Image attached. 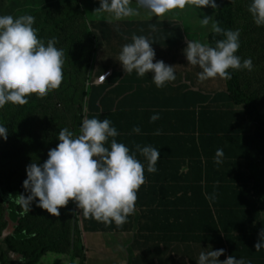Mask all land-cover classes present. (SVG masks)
I'll list each match as a JSON object with an SVG mask.
<instances>
[{
  "label": "trees",
  "instance_id": "obj_1",
  "mask_svg": "<svg viewBox=\"0 0 264 264\" xmlns=\"http://www.w3.org/2000/svg\"><path fill=\"white\" fill-rule=\"evenodd\" d=\"M229 1L221 0V10L213 16L223 29H230L232 23V11L226 6ZM56 23L53 16L42 13L35 16L33 27L38 37L46 39L52 35ZM90 24L96 29V43L101 47L104 45L109 52L107 58L101 57L102 52L97 55L98 66L103 67L109 66L121 46L130 42L132 34L151 37L155 55H159L156 45L176 46L181 36V33L175 35L172 29H167L166 22L159 21L109 23L102 20ZM221 38L209 32L202 42L211 45ZM94 54V51L89 54L86 72L90 71L89 67L93 68ZM178 71L181 73L182 69ZM198 71L196 68L195 73ZM229 71L231 79L223 80L222 88L211 96H203L201 88H197L192 93L196 100L191 102L196 105L191 109L178 108L171 123L159 109L148 108L152 113L145 110L130 113L126 125L121 122L129 115L125 109L103 113L100 97L105 87L91 84L99 71L95 70L94 77L86 82V90L81 93L85 99L83 118H107L115 128H143L144 117L158 114L169 127L163 128L169 136L168 133L156 135L152 132L139 136L131 131L117 130L119 135L115 139L130 150L136 144H147L159 151L157 171L148 173L145 170V181L136 193L135 211L120 227L83 217L71 200L59 209V216H51L37 207L35 200L29 213L23 212L16 204L15 196L24 193L21 185L26 176L9 165L18 162L21 156L41 155L49 140L44 135L32 139L29 137L31 128L22 127L24 121L21 119L30 110L27 103L8 104L11 110L6 119L0 121L9 131L7 139L0 140V264H37L46 253L81 257L80 226L85 233L133 232L136 239L154 245H210L213 250L224 249L223 259L231 255L243 257L248 264H264V249L257 251L253 247L258 232L264 227V113L259 109V104L264 105V99L260 97L258 103L256 93L243 91L238 70ZM191 84L195 85L193 81ZM183 90L181 88L179 92ZM153 122L158 125V119ZM153 136L157 139L153 140ZM217 148L224 153L220 165L213 162ZM137 158L143 162L139 153ZM205 194L210 197L214 194L215 199L207 200ZM74 207L77 212L73 211Z\"/></svg>",
  "mask_w": 264,
  "mask_h": 264
},
{
  "label": "clouds",
  "instance_id": "obj_2",
  "mask_svg": "<svg viewBox=\"0 0 264 264\" xmlns=\"http://www.w3.org/2000/svg\"><path fill=\"white\" fill-rule=\"evenodd\" d=\"M98 2L99 7L93 11L107 13L109 23L136 16L141 9L150 17H159L174 8L182 9L186 4L198 9L217 7L215 0H135L136 7L131 6L133 0ZM247 12L256 26H264V0H248ZM34 20L28 14L0 15V108L6 104L24 105L31 95L44 97L62 82L64 50L55 46V37L46 42L38 37ZM210 21V31L222 38L211 45L187 39L182 50L187 66L199 69L198 80H228L231 79L229 70L251 71V58L241 60L236 54L240 47L239 29H223L209 15L199 18L201 26H208ZM152 43L149 36L132 34L130 42L121 46L116 61L124 73L135 72L137 77L151 73L152 83L162 88L175 80L176 65H167L162 60L154 62ZM157 119L158 114L149 117L150 122ZM8 132L0 123V140L7 139ZM131 133L140 134V127L134 126ZM154 134L158 135L159 130ZM118 135L109 119L95 116L84 118L78 133L74 134L67 127L60 128L56 135L58 143L47 151V158L42 163L34 160L25 166L26 178L21 186L27 195L17 194L16 204L24 213H29L35 200L37 207L51 216H59V209L71 200L83 217L105 225L122 226L135 211L136 193L145 181V170L148 173L157 171L159 151L147 144H136L130 150L115 139ZM137 153L143 162L137 158ZM223 157V150L217 148L214 164L220 165ZM205 199L214 200L215 195L205 194ZM253 247L257 251L264 249V227L258 232ZM223 253L222 248L213 250L210 245L206 246L201 248L195 264H248L243 257L231 255L218 260Z\"/></svg>",
  "mask_w": 264,
  "mask_h": 264
},
{
  "label": "rangeland",
  "instance_id": "obj_3",
  "mask_svg": "<svg viewBox=\"0 0 264 264\" xmlns=\"http://www.w3.org/2000/svg\"><path fill=\"white\" fill-rule=\"evenodd\" d=\"M215 2L217 5L215 9L207 6L198 9L191 4H186L182 9L174 8L159 17H150L147 12L141 9L133 18H140L142 21L166 22L169 25L167 29H172L175 35L181 33L178 42L182 37V44H186L187 39L202 42L205 36L211 32V21L208 26H201L199 18L202 15H209L214 20L213 16L221 10V0H215ZM247 4L248 0H230L226 6L230 8L233 14L230 29H239L240 31V47L236 54L241 57V60L251 58L253 64L251 71L238 70L239 81L243 91L247 94L254 92L259 96V103L260 97L264 99V26L258 27L253 23L247 12ZM131 6L136 7L135 0ZM98 7V0H0V15L10 14L15 17L34 13L35 18L37 14L48 13L53 16L57 22L56 27L52 35L44 40L46 42L47 39L55 37L57 41L55 46L62 48L65 53L62 66L63 78L60 86L48 92L44 97L29 96L27 106L30 110L24 113L21 119L24 121L23 128H31L29 137L40 139L44 135L48 138L49 145L41 155L39 153L37 156H21L18 162L9 165L10 168H17L18 173L25 175L26 165L34 160L37 163H42L47 158V151L54 148L58 143L56 135L60 128L67 127L74 134L78 133L79 124L85 115L83 110L85 99L82 98L81 93L86 90V82L94 77L95 69L99 65L97 61L99 52H102L101 57H108V50L106 52L104 45L101 47V44L96 43V29L90 24V22L97 24L99 21L109 20L107 13L93 11ZM112 50L111 48L110 53ZM92 51L95 53L93 68L89 67L90 71L86 72L85 64ZM83 54L84 58L82 57ZM112 55H115V52ZM183 57L184 54L181 53L180 61L183 62L184 67L186 69L188 67L193 68L190 71L195 73L196 67L187 66V61L182 60ZM213 82L221 83L219 89L224 85L222 79ZM166 85L170 86V82ZM210 88L211 85L206 87L207 90L211 91ZM259 109L264 113L263 104H259ZM10 110L8 104L0 108V121L6 119ZM49 118L50 122L48 121ZM85 234L86 237H90L89 233ZM97 235L106 241L104 245L105 254H110L113 250L125 254V244H120L113 239L116 233H99ZM127 236L131 238L133 234L128 233ZM117 239L123 241V238ZM131 242H134V238ZM84 243L87 244L88 241H84ZM126 249L130 253L133 248L127 244ZM56 259L61 261V255L47 254L41 258L40 264H52ZM60 264H68V262L64 261Z\"/></svg>",
  "mask_w": 264,
  "mask_h": 264
},
{
  "label": "crops",
  "instance_id": "obj_4",
  "mask_svg": "<svg viewBox=\"0 0 264 264\" xmlns=\"http://www.w3.org/2000/svg\"><path fill=\"white\" fill-rule=\"evenodd\" d=\"M123 20L142 21L140 18L133 17ZM185 45L186 44H182L181 39L177 42L176 46L170 47L171 49L156 45V51L159 55H155L154 62L155 60H162L165 64L176 65L175 70H177L175 71V80L170 82V86L165 84L162 88H156L152 83L151 73H146L145 77H137L135 72L132 74L124 73L120 63L116 61L117 56L111 59L112 62L108 63L109 66H104H107L105 70L103 66L97 65L95 70L99 72L95 74V78L99 77L104 71L111 72L110 76L102 84L97 85L105 87V92L100 97L103 113L113 112L116 108L125 109V112L129 113V115L123 118L121 122L128 125L129 123L127 120L131 118L130 113L134 110H138L135 112H142V110H145L152 113L149 109H159L160 114L164 116L167 122L171 123L173 114L176 110H179L181 107L191 109L196 105L191 102L196 100L192 93H195L197 88H201L203 91L201 94L203 96L207 94L211 96L213 93L218 92L221 83L213 81H220L219 78L198 81L197 75L193 73V71H190L193 70V68L188 67L186 69L184 67L183 62L180 61V55L183 53L182 50ZM170 54H176V56H171ZM182 60L186 62L185 57H183ZM178 69H182L181 73ZM191 81H193L195 85H192ZM210 85L211 91L206 89V87ZM181 88H184V90L179 92ZM190 97H192L191 100H189ZM95 104L97 105V103ZM166 112L168 114H166ZM162 115H158V125L149 121L150 115L144 117L142 121L145 125H143V128H140V130L144 129V132H140L138 135L145 136L147 132H152L153 134L158 129L160 132L159 134L164 133L166 135V133H168L169 136V132L163 131V128L169 127L165 124ZM116 129L118 131L130 132L132 128ZM161 138L160 136V139ZM156 139L157 138L153 136V140ZM97 234H99V232L89 233L90 237L88 238V236L86 237V234L82 232L80 240L82 245L81 257H73L72 254L60 253L57 255H61V261L56 259L52 264H60V262L64 261H67L68 264H109L110 262L111 264H195L198 253L201 251V248H204L202 244L190 243H174L169 245L158 243L154 245V243L149 244L145 241H138L134 233H129L133 234L131 238L127 236L128 233H116L113 239L120 244H125V254L116 250H113L110 254H105L104 245L106 241ZM117 238H123V241H119ZM133 238L134 242H131ZM84 241H88V243L85 244ZM127 244L133 248L130 253L126 249ZM47 254L55 253H46L45 255ZM223 257L224 256L221 255L218 257V260L222 261ZM41 258L37 264H40Z\"/></svg>",
  "mask_w": 264,
  "mask_h": 264
},
{
  "label": "built area",
  "instance_id": "obj_5",
  "mask_svg": "<svg viewBox=\"0 0 264 264\" xmlns=\"http://www.w3.org/2000/svg\"><path fill=\"white\" fill-rule=\"evenodd\" d=\"M103 75H104V80H106V78L110 75V72L107 71V72L101 74L98 78H96L95 80H93V82H91V84L98 85V84L103 83V81H104V80L102 79V76H103ZM73 211H74V212H77V209L74 207V208H73Z\"/></svg>",
  "mask_w": 264,
  "mask_h": 264
}]
</instances>
